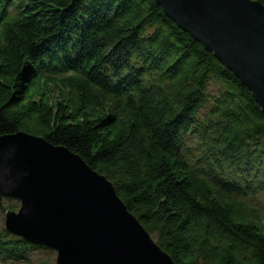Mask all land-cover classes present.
<instances>
[{
	"label": "trees",
	"instance_id": "trees-1",
	"mask_svg": "<svg viewBox=\"0 0 264 264\" xmlns=\"http://www.w3.org/2000/svg\"><path fill=\"white\" fill-rule=\"evenodd\" d=\"M14 1L0 137L79 155L175 264H264V115L241 81L155 0ZM38 248L0 234V264Z\"/></svg>",
	"mask_w": 264,
	"mask_h": 264
},
{
	"label": "water",
	"instance_id": "water-1",
	"mask_svg": "<svg viewBox=\"0 0 264 264\" xmlns=\"http://www.w3.org/2000/svg\"><path fill=\"white\" fill-rule=\"evenodd\" d=\"M251 93L264 115V6L254 0H155ZM6 231L57 253L56 264H175L105 176L64 146L25 133L0 137Z\"/></svg>",
	"mask_w": 264,
	"mask_h": 264
},
{
	"label": "rangeland",
	"instance_id": "rangeland-1",
	"mask_svg": "<svg viewBox=\"0 0 264 264\" xmlns=\"http://www.w3.org/2000/svg\"><path fill=\"white\" fill-rule=\"evenodd\" d=\"M4 209L0 208V234H7L6 231V212L13 211L18 213L21 209V202L17 200H5ZM9 234V233H8ZM10 235V234H9ZM154 241H157L155 235H151ZM17 240H22L13 236ZM57 253L50 249L38 248L36 250L30 249L28 260H19L17 264H56ZM11 263V262H9Z\"/></svg>",
	"mask_w": 264,
	"mask_h": 264
},
{
	"label": "bare ground",
	"instance_id": "bare-ground-1",
	"mask_svg": "<svg viewBox=\"0 0 264 264\" xmlns=\"http://www.w3.org/2000/svg\"><path fill=\"white\" fill-rule=\"evenodd\" d=\"M15 2V1H14ZM16 3H17V0H16Z\"/></svg>",
	"mask_w": 264,
	"mask_h": 264
}]
</instances>
